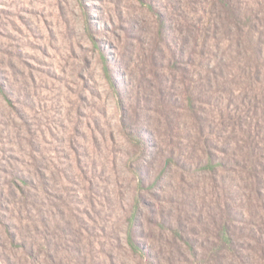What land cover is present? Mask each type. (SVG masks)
Wrapping results in <instances>:
<instances>
[{
  "label": "rangeland",
  "instance_id": "374dc122",
  "mask_svg": "<svg viewBox=\"0 0 264 264\" xmlns=\"http://www.w3.org/2000/svg\"><path fill=\"white\" fill-rule=\"evenodd\" d=\"M215 2L0 0V264H264V0Z\"/></svg>",
  "mask_w": 264,
  "mask_h": 264
},
{
  "label": "trees",
  "instance_id": "16d2710c",
  "mask_svg": "<svg viewBox=\"0 0 264 264\" xmlns=\"http://www.w3.org/2000/svg\"><path fill=\"white\" fill-rule=\"evenodd\" d=\"M215 3H218L219 8L222 10V15L224 17V29L227 33H230L234 30L237 29L238 33V37L241 39V37L244 35V30H246L247 28V21L249 20V17L245 16L244 13H242L241 8L238 6L239 5V0H215ZM152 6V5H151ZM153 7V6H152ZM262 9H264V7L262 6ZM262 13V17L260 18L261 23L264 22V12ZM246 17V20H245ZM263 26V25H262ZM164 28V27H163ZM163 28L162 30V35L166 36ZM251 33V32H249ZM260 35L257 38V41L255 42V44H253V46L251 47V53L249 55V61H252V66H251V70L254 72H251L252 74H255L258 78L261 76L263 78V82H264V29L260 28L259 31ZM250 36V34H249ZM104 62L106 63L107 61L104 60ZM223 60L221 61L220 66L222 65L223 67ZM106 71H107V77L110 80V82L112 83V87L113 88H117V84L116 82H114V78L112 76V72L110 71V69L106 66ZM216 74L217 71H212ZM214 74V75H215ZM134 142L135 144L139 145V140H136L134 138ZM173 158L168 157L167 160V164H171ZM224 164H222L221 162H215V160L211 157L208 158V161L201 166V168L205 171H216L219 167L223 166ZM144 183V182H143ZM142 183V185H143ZM221 239L224 243V245L227 246H231L232 244V238L229 235V229L226 225H224V229L221 235ZM128 241L129 244L131 246V248L133 249V251L135 253H144L143 248L135 242V240L133 239V235H132V231L129 230L128 231Z\"/></svg>",
  "mask_w": 264,
  "mask_h": 264
}]
</instances>
